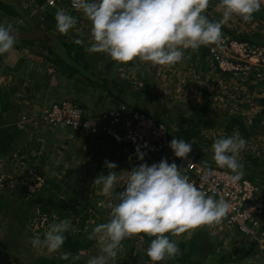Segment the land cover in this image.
<instances>
[{
  "label": "rangeland",
  "instance_id": "obj_1",
  "mask_svg": "<svg viewBox=\"0 0 264 264\" xmlns=\"http://www.w3.org/2000/svg\"><path fill=\"white\" fill-rule=\"evenodd\" d=\"M12 1L26 10L27 18L7 17L4 22L14 26L19 25L21 27L16 29L21 30L30 29L28 23L37 24L40 20H43L40 24L41 27L48 28V25L44 22L45 12L68 11L66 10L68 9L67 0H45L42 5L39 4L38 0ZM219 5L220 0H209V6L204 14L209 19H214V21L220 20L222 12L217 11ZM262 9H264V5L261 6L260 10ZM76 18L78 25L75 29L69 31L68 38L73 39V34L78 32L88 42L90 21L81 12ZM52 23L51 21L50 24ZM227 31L236 32L237 35L259 36L257 39L264 41V21L254 15L250 21H243L240 17L234 16L227 24L222 26V34L231 35ZM57 33L59 32L55 27L54 34ZM17 44L19 42L15 44L10 54L6 53L0 58V88L10 93L8 108L0 111L2 121V124H0V191H12L16 187L17 189L25 188L28 192L38 195V191L41 190L42 186L51 182H47V179H56L59 183L65 184L68 175L73 180L76 179V176H78L77 178L84 176L87 178V184L84 189L78 191L77 197L82 202L90 203L88 205L91 215L87 220V227L92 229L94 225L106 222L109 219L110 209L103 206L109 198L100 192V185H94L95 178L101 173L107 174L109 169L102 166H96V169H94L90 166L92 161L88 165L87 159L84 158V155H86L84 153L86 150L84 143L87 142L84 139L88 140L87 136L76 134L71 128L51 124L50 120L43 121L42 117L47 109L65 99L75 100L73 102L84 107L86 113L91 111L102 112L116 108L114 106L118 103L114 101V97L108 91L88 87L82 82H79L76 87L73 80H69L66 75L59 73L55 63L53 65V63L46 60L47 55L44 48L38 45L29 48L24 45L25 48L19 49L16 47ZM133 61L136 63L135 65L115 63L111 60H106L104 64L105 69L109 73L112 71L115 77L133 81V89H147V85L152 86L155 101H158L163 108L168 110L171 108L177 112V115L172 116L171 119H178L181 113L185 115L192 113V106H199L200 95L204 88H211L214 92L211 93L214 107L206 115V119L209 121V126H206L203 131L206 138L210 139L218 134L229 136L236 133V131L227 133L225 128L220 126L221 119L224 116L227 117L225 113L233 116L242 115V118L245 116L246 118L261 117L256 125L255 135L245 138V140L247 149L260 151L264 154V116H260L258 113V107L260 106L257 103V98L264 95V83L254 81L241 83L235 81L232 77L220 76L213 64L206 73V78H204L203 72L205 71L202 69V61L198 57L193 58L190 50H186L182 61L172 66H153L150 62ZM101 62H103L102 59ZM15 89L16 92L13 94ZM9 117L15 121L7 120ZM173 122L174 125H177L174 120ZM97 143L106 145L102 140H98ZM112 144L108 142L105 151L110 153V151L116 149L111 147ZM207 146L208 150L212 151V144H207ZM28 150H31V152H28ZM136 158L138 161L134 160V164L131 161L132 165L124 161L120 165L115 162L117 168L113 171L116 172L119 182L123 180L127 171L131 170L133 165L137 166L145 162L139 160L138 157ZM95 164L99 163L95 160ZM112 200L114 203V198ZM75 206L81 210L82 206L71 201L64 207L65 211L70 213V216L60 219L59 214L55 212L53 215L57 217L54 219L50 218L47 213L42 212L37 204H34L32 220L27 224L33 236L27 233L24 237L18 233V218L13 219L14 224L12 223L10 228L8 218L6 217L4 220L3 215L0 214V241L7 240L10 243V245L2 244L7 253L0 248V264L18 263L15 259L9 258L8 253L11 254V252L16 255L20 262H35L41 256H52L54 253H40L34 249L31 245V238L39 235L43 239L44 233L52 223L66 218L71 222L70 229H76L85 212L76 211ZM196 228L188 229L174 236V238L178 240L189 238ZM229 232L231 233L221 234V232L211 230L210 234H213L214 238L219 236L217 240L225 238L224 246L228 249L236 248L240 243L243 246L247 242V239L243 240L241 236H236L237 232ZM135 237L134 235L122 241V247L116 259L126 260L129 258L134 261L135 255L140 260L138 264H152L151 260L146 259L147 249L144 245L139 241L133 242ZM132 245L135 246L134 252H130ZM92 249L83 252L87 258L99 253L97 242ZM58 252L63 251L60 249ZM263 258V254L256 251L243 260L242 263L236 262L234 264H263Z\"/></svg>",
  "mask_w": 264,
  "mask_h": 264
},
{
  "label": "clouds",
  "instance_id": "obj_2",
  "mask_svg": "<svg viewBox=\"0 0 264 264\" xmlns=\"http://www.w3.org/2000/svg\"><path fill=\"white\" fill-rule=\"evenodd\" d=\"M264 0H220L217 11L220 20L205 15L209 0H72V7L80 11L91 24L86 51L104 53L116 63L133 60L150 62L153 66H172L183 60L186 50L198 51L201 46L222 45V26L234 16L243 21L253 19ZM56 28L61 34L75 29L77 18L64 10L55 15ZM18 40L12 24L0 22V56L11 53ZM77 43L84 44L83 39ZM246 140L239 133L221 136L212 143V159L219 168L231 171L237 182L243 176L244 165L240 153ZM193 143L174 137L169 147L174 155L187 158ZM137 145L136 154L144 161L146 152ZM143 147H148L145 142ZM107 174H99L94 185L108 197L103 204L110 209L109 219L93 226L88 239L97 242L99 253L88 258L86 264H115L122 241L136 234L153 237L146 252L152 264L175 258L179 247L170 236L201 225L220 223L231 211L230 202L215 199L190 182L177 163L167 158L149 165L146 161L127 171L118 181L116 163L105 161ZM124 187L117 192V188ZM115 198L113 203L112 198ZM71 222L63 219L52 223L43 235L31 238V245L40 253L58 252L69 231ZM140 236V239H143ZM68 253H61L67 259ZM84 253L75 256L79 260Z\"/></svg>",
  "mask_w": 264,
  "mask_h": 264
},
{
  "label": "trees",
  "instance_id": "obj_3",
  "mask_svg": "<svg viewBox=\"0 0 264 264\" xmlns=\"http://www.w3.org/2000/svg\"><path fill=\"white\" fill-rule=\"evenodd\" d=\"M38 1L41 5L45 2V0ZM67 3L68 9L66 10L68 11L66 12L78 17L80 11L72 9L69 0H67ZM57 11L59 10L44 13L46 16L44 22H46L48 28L41 27L40 24L43 22V20H40V22L37 24L28 23L30 24V29H25V31H39L44 35L39 38L18 37L17 42H19V44H17L16 47L22 49L25 48L24 45L29 48H32L34 45H38L39 47L44 48L47 55L46 60L53 63V65L55 63L59 73L66 75L69 80H73L76 87L79 82H82L88 87H94L98 89L100 88L103 91H108L110 95L114 97V101L118 103V105H115L114 107H121L124 105L128 108L138 109L153 117L158 122L166 124L170 131L171 140L174 137H178L193 143L192 151L189 154L193 155L202 163L219 168L213 161V152L208 150L207 144H212L214 139L225 136L226 134H218L213 138L207 139L205 132H203L205 127L209 126V121L206 119V115L214 107L213 99L211 97V93L214 92L211 90V88H204L202 94L200 95V102L198 104L199 106H192V113L189 115L181 113L178 119H171L172 116L177 115V112L171 108L169 110L167 108H163L158 101H155L152 86L147 85V89L141 88L140 90H136L133 89V81L127 80L126 78H122V80L120 77H115L114 74H112V71L109 73L105 69L104 62L106 60L110 61V57L104 53H89L86 51V45L88 42L85 41L82 34L74 32L75 34H73V39L68 38L69 33L64 35H60L59 33L54 34V29L56 27L55 15ZM253 15L264 21V9L255 12ZM7 17H22L26 19V10L15 4V2L12 0H0V22H4ZM26 21L28 22V20ZM51 21L53 22L52 24H50ZM14 27L17 28L21 26L15 25ZM227 32L239 38L240 40H249L264 45V41L262 39H257L259 36L255 37L249 34L237 35L236 32ZM79 39H83L85 43H77V40ZM190 52H192L193 58L198 57V59H201V64L203 65L202 69L205 71L203 72L204 78H206V73L211 69L210 66L213 64L209 57V46H201L198 51L193 52L190 50ZM101 59L103 62L100 63ZM126 63H130L131 65L136 64L134 61H129ZM216 71L219 72L217 68ZM215 83L219 84L217 81H215ZM249 88L252 89L250 86ZM15 92L16 89L13 90V94ZM9 96L10 93L0 88V111H4L8 108V101H10ZM257 101L258 105L260 106L258 107V113L260 116H264V95L259 96ZM225 115L227 117L224 116V118L221 119L220 126L224 127L227 133L236 131V133H239L243 138H250L255 135L256 125L261 120V117L256 116L248 118L245 116L242 118V115L233 116L229 113H225ZM7 120L15 121L11 117H9ZM173 120L177 125H174ZM0 124H2L1 117ZM116 144V149L118 152L119 149L122 148V145L120 143ZM28 152H31V150H28ZM129 156L130 155L128 154L125 155V157H127L126 159L131 161ZM239 159L244 165L243 177L258 182L260 185H262L264 190V154L260 153V151H252L251 149L245 148L240 153ZM223 169L229 170L227 168ZM77 177L78 176L75 178L78 180H73V178L68 175L65 184L59 183L56 179H47V182H51L48 183V185L44 184L41 190L38 191V195L36 193L28 192L25 188L17 189L16 187L12 189V191H0V214L3 215L4 220L6 217L8 218L10 221V228L12 227V223L14 224L13 219L15 217L18 218V233L23 235V237L27 233L32 235L27 224L32 220L31 216L33 215L32 211L34 210V204H37V206L41 208L42 212L47 213L50 218L54 219L57 217L53 215L55 212L59 214L60 219L70 216V213L66 212L64 207L71 201L82 206L81 210L75 206L74 209L76 211L85 212V214L81 217L79 226L76 229L71 228L65 233L66 240L61 248L63 252H56L52 256H41L40 258H37V261L35 262H20L16 255L11 252V254L8 253L10 259H15L18 262L17 264H86L85 262L88 258L85 256V254L81 256L79 260H75L74 257L80 253H83L84 251L86 252L88 250H93L92 248L96 241L88 239V234L91 231V228L87 227V220L91 215L88 205L90 203H86L84 201L83 203L80 198L77 197L78 191L86 187L87 178L84 176L82 178L81 176L80 178ZM123 190L124 188H119L117 189V192ZM115 202L117 201H115L114 198V203ZM208 229V225L198 226L189 238H181L179 240L175 239L174 236H170L171 239L177 242L179 253L175 258L165 259L158 262V264L242 263L243 260L248 258L249 255H253L256 251H259L256 248L255 242L250 241L245 242L243 246L241 245L242 243L238 244L236 248H233L234 250L231 248L228 249L224 246L225 238L217 240L219 236L214 238L212 236L213 234H210L211 230ZM220 232L221 234L231 233L228 230H221ZM236 234V236H241L244 240L242 235L239 233ZM135 236L136 237L134 238L133 242H141V244L144 245L146 249L149 247L150 242L153 239V237H149L143 233L136 234ZM140 236H143L144 238L140 239ZM2 244L10 245V243H8L7 240L0 241V248L4 250L3 252L7 253L6 248L3 247ZM134 250L135 246L132 245L130 247V252H134ZM61 253H68V258H61ZM146 259L150 260L147 253ZM133 260L134 261H131L129 258L126 260L116 259L115 264H138V261H140L135 255Z\"/></svg>",
  "mask_w": 264,
  "mask_h": 264
},
{
  "label": "built area",
  "instance_id": "obj_4",
  "mask_svg": "<svg viewBox=\"0 0 264 264\" xmlns=\"http://www.w3.org/2000/svg\"><path fill=\"white\" fill-rule=\"evenodd\" d=\"M69 1L72 7V0ZM222 37L220 47L209 46V57L220 76L232 77L241 83H264V45L240 40L228 34H222ZM42 120L71 128L76 134L91 135L96 140L120 143L122 148L119 149L118 156L123 159L126 154L130 155L133 164L134 160L138 161L137 145L142 146L141 150L147 153L144 161L150 164L159 162L162 158H167L169 163H177L184 168L183 173L193 185L207 195L215 199L222 197L231 204L228 215L220 223L208 225L209 229L237 232L247 241L255 242L256 248L264 256L262 185L243 176L239 181L233 182L230 170L202 163L191 154L187 158L176 157L169 147L170 131L166 124L158 122L143 111L124 105L102 112L86 113L84 107L71 99H65L47 109ZM145 142L148 143L146 148L143 147ZM131 161L129 165H132ZM126 176L127 174L124 178ZM124 187L126 186H120Z\"/></svg>",
  "mask_w": 264,
  "mask_h": 264
},
{
  "label": "crops",
  "instance_id": "obj_5",
  "mask_svg": "<svg viewBox=\"0 0 264 264\" xmlns=\"http://www.w3.org/2000/svg\"><path fill=\"white\" fill-rule=\"evenodd\" d=\"M84 136H87L89 139L88 140H85L84 138V141H87V142H85L84 143V147H85V151H84V153L86 154V155H84V158L85 159H87L86 161H88L87 163H88V165H89V162L90 161H92L91 162V165L90 166H92V168H94V169H96V166H102L103 168H106V166H105V161L107 160V161H111V162H118L119 163V165L120 164H122V162L124 161V162H128L129 163V161H128V159H126V158H121L120 156H118V152H117V149H116V151H115V149H113L112 151H110V153L109 152H107V151H105V146H107L108 145V142H110V143H113L112 145H111V147L113 148H117V144H116V142H114V141H109V140H105L104 141V143L106 144V145H104V144H99V143H97V141L98 140H96L95 138H93L91 135H88V134H85ZM88 142H90L89 143V145L88 146H86V144L88 143ZM100 146H102L101 148H100ZM102 148H103V151H102ZM113 152V153H112ZM98 156V157H97ZM114 157V158H113ZM117 160H116V159ZM113 159H115V160H113ZM95 160H96V162L97 163H99V164H95ZM92 164H94L95 166H93ZM124 164H127V163H124ZM123 164V165H124ZM122 165V166H123ZM129 166V165H128ZM125 167V166H124ZM126 168V167H125ZM241 235V234H240Z\"/></svg>",
  "mask_w": 264,
  "mask_h": 264
},
{
  "label": "water",
  "instance_id": "obj_6",
  "mask_svg": "<svg viewBox=\"0 0 264 264\" xmlns=\"http://www.w3.org/2000/svg\"><path fill=\"white\" fill-rule=\"evenodd\" d=\"M16 30H17V33H18V37L39 38V37H42L44 35L42 32L34 31V30H31V31H25V30H20V29H16Z\"/></svg>",
  "mask_w": 264,
  "mask_h": 264
}]
</instances>
